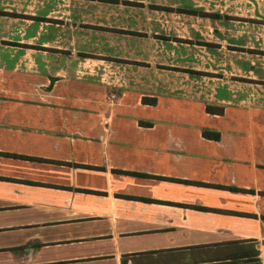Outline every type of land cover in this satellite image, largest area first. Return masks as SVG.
<instances>
[{
    "label": "crops",
    "instance_id": "1",
    "mask_svg": "<svg viewBox=\"0 0 264 264\" xmlns=\"http://www.w3.org/2000/svg\"><path fill=\"white\" fill-rule=\"evenodd\" d=\"M263 229L264 0H0V264H264Z\"/></svg>",
    "mask_w": 264,
    "mask_h": 264
},
{
    "label": "trees",
    "instance_id": "2",
    "mask_svg": "<svg viewBox=\"0 0 264 264\" xmlns=\"http://www.w3.org/2000/svg\"><path fill=\"white\" fill-rule=\"evenodd\" d=\"M142 101L144 103H150V104L155 103V99H153V98H147V97L142 98ZM207 111L211 112L212 109L209 106H207ZM215 111H217V113H221L222 112V110H218V109L215 110ZM203 134L204 135H208L206 131H204Z\"/></svg>",
    "mask_w": 264,
    "mask_h": 264
},
{
    "label": "built area",
    "instance_id": "3",
    "mask_svg": "<svg viewBox=\"0 0 264 264\" xmlns=\"http://www.w3.org/2000/svg\"><path fill=\"white\" fill-rule=\"evenodd\" d=\"M116 97H117V95L114 92H112L109 94L108 98H109V100H115ZM261 239L264 240V229L261 232Z\"/></svg>",
    "mask_w": 264,
    "mask_h": 264
}]
</instances>
